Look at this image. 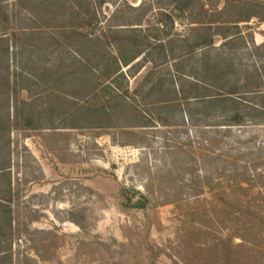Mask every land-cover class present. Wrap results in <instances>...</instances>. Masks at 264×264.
Segmentation results:
<instances>
[{
	"label": "rangeland",
	"instance_id": "374dc122",
	"mask_svg": "<svg viewBox=\"0 0 264 264\" xmlns=\"http://www.w3.org/2000/svg\"><path fill=\"white\" fill-rule=\"evenodd\" d=\"M260 19L0 0V264H264Z\"/></svg>",
	"mask_w": 264,
	"mask_h": 264
},
{
	"label": "trees",
	"instance_id": "16d2710c",
	"mask_svg": "<svg viewBox=\"0 0 264 264\" xmlns=\"http://www.w3.org/2000/svg\"><path fill=\"white\" fill-rule=\"evenodd\" d=\"M200 2V0H178V5L180 6V10L182 12L189 11L195 4ZM261 22L264 21V19H260ZM163 27V25H161ZM126 66H129L130 63L128 61H123Z\"/></svg>",
	"mask_w": 264,
	"mask_h": 264
},
{
	"label": "water",
	"instance_id": "95a60500",
	"mask_svg": "<svg viewBox=\"0 0 264 264\" xmlns=\"http://www.w3.org/2000/svg\"><path fill=\"white\" fill-rule=\"evenodd\" d=\"M146 205L144 200H140L138 203H133L131 207L133 208H144Z\"/></svg>",
	"mask_w": 264,
	"mask_h": 264
}]
</instances>
